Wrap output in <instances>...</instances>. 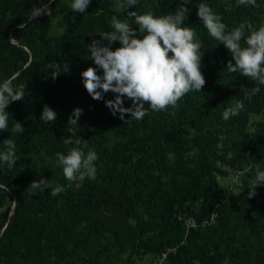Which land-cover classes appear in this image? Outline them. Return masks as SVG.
Masks as SVG:
<instances>
[{"label": "trees", "instance_id": "16d2710c", "mask_svg": "<svg viewBox=\"0 0 264 264\" xmlns=\"http://www.w3.org/2000/svg\"><path fill=\"white\" fill-rule=\"evenodd\" d=\"M46 2L0 0V83L25 84L24 99L6 107L8 130L0 131V152L11 139L18 158L11 168L0 161V264H264V185L253 198L247 188L255 169L264 171V85L228 71L231 52L197 14L206 3L228 30L245 21L258 29L264 0L255 6L138 0L129 10L157 16L186 3L182 26L202 44L206 79L178 109L149 110L141 120L113 115L105 101L116 93L94 100L82 79L87 67H95L88 45L100 39L97 33L113 31L114 15L128 19L127 12L116 7L117 0H91L84 13L65 6L72 0H54L51 17L31 18L33 8ZM56 63L67 71L53 80L48 65ZM257 86L260 91L251 95ZM238 101L244 109L224 120L222 113ZM45 104L57 113L47 125L40 120ZM131 106L125 97L124 107ZM76 107L83 113L71 126ZM16 122L23 133L12 131ZM69 127L76 128L79 145L63 143ZM73 147L97 153L94 180L64 177L56 153ZM230 174L236 177L229 185L219 180ZM42 178L65 191L55 197L50 189L32 193V181Z\"/></svg>", "mask_w": 264, "mask_h": 264}, {"label": "clouds", "instance_id": "9594fccd", "mask_svg": "<svg viewBox=\"0 0 264 264\" xmlns=\"http://www.w3.org/2000/svg\"><path fill=\"white\" fill-rule=\"evenodd\" d=\"M54 0H47L42 6L32 10L31 18L41 15L52 16L50 5ZM91 0H72L70 8L73 12L84 13ZM138 0H117L116 7L127 12L128 19H118L115 15L111 18L113 31L97 33L100 39H93L88 45L90 60L95 67L89 66L82 72L83 84L89 95L94 100H102V93L109 91L116 93L114 100H106V106L113 115L119 113L120 119L125 114L131 118L141 120L151 112H162L168 109H178V102L190 91H200L206 84L202 68V44L197 39L195 31L187 26H182L187 19L189 9L186 3L167 15L157 16L148 11L143 14L129 10L137 6ZM238 4L256 5V0H237ZM231 5L226 7L231 10ZM198 16L208 33L231 52L232 61L227 63L230 73L239 72L242 76L264 85V25L254 29L248 22H241L231 30L222 22L220 15L213 12L206 3L198 5ZM138 27H134L133 23ZM244 41L242 45L241 41ZM107 41V43H104ZM119 41L120 46L114 50L111 45ZM52 69L51 77L55 80L61 72L67 71L60 64H49ZM97 69L102 70V75ZM260 91L259 86L252 89L251 95ZM25 84L14 87L11 79L0 83V131L8 130L9 113L6 107L15 101H21L25 95ZM132 101L131 107H124V98ZM147 105V107L145 106ZM244 109L243 102H236L223 113V119L228 120ZM83 110L74 108L68 118V124L77 126ZM175 114L174 112L172 113ZM57 118L56 111L45 104L40 120L50 124ZM13 132L23 133L21 123L16 122ZM71 136L65 139V145H79L81 140L76 137V128L69 127ZM6 151L0 152V161L9 168L17 162L15 142L11 139L5 141ZM58 163L62 166L63 175L69 182L83 181L85 178H96L95 162L97 153L90 150L85 154L78 147L71 148L65 155L56 153ZM238 182V181H237ZM264 185V171L259 167L255 169L254 178L249 181L248 198L256 195V188ZM30 188L35 193H43L50 189V194L55 197L65 191L59 184L55 186L49 179L42 178L32 181Z\"/></svg>", "mask_w": 264, "mask_h": 264}, {"label": "rangeland", "instance_id": "374dc122", "mask_svg": "<svg viewBox=\"0 0 264 264\" xmlns=\"http://www.w3.org/2000/svg\"><path fill=\"white\" fill-rule=\"evenodd\" d=\"M70 4H71V2H68L65 6L66 7H70ZM64 6V7H65ZM54 16V18H55V24H54V31H57V28H58V26H59V21H57L58 20V15L57 14H54L53 15ZM232 173V172H231ZM236 177V175H232V174H230L228 177H226V178H224V179H222V178H219V180L223 183V184H225V185H229L230 183H231V181L234 179ZM146 260V258L144 259V260H142V261H140L141 263H143L144 261Z\"/></svg>", "mask_w": 264, "mask_h": 264}, {"label": "built area", "instance_id": "2783aa9c", "mask_svg": "<svg viewBox=\"0 0 264 264\" xmlns=\"http://www.w3.org/2000/svg\"><path fill=\"white\" fill-rule=\"evenodd\" d=\"M192 222V221H191Z\"/></svg>", "mask_w": 264, "mask_h": 264}]
</instances>
